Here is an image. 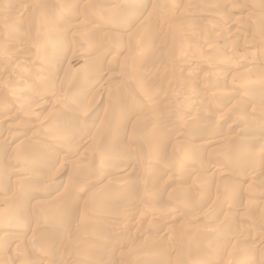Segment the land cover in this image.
<instances>
[{"label":"rangeland","instance_id":"obj_1","mask_svg":"<svg viewBox=\"0 0 264 264\" xmlns=\"http://www.w3.org/2000/svg\"><path fill=\"white\" fill-rule=\"evenodd\" d=\"M263 140L264 0H0V264H264Z\"/></svg>","mask_w":264,"mask_h":264},{"label":"bare ground","instance_id":"obj_2","mask_svg":"<svg viewBox=\"0 0 264 264\" xmlns=\"http://www.w3.org/2000/svg\"><path fill=\"white\" fill-rule=\"evenodd\" d=\"M117 13H118V12H117ZM121 14H122V13H121ZM123 14H124V13H123ZM124 16H125V15H124ZM42 17H44V16H42ZM51 21H52V20H51ZM62 21H63V20H62ZM105 21H106V20H105ZM42 22H43V21H42ZM70 22H71V21H70ZM132 22H133V21H132ZM107 23H108V22H107ZM44 24H45V23H44ZM37 27H38V26H37ZM93 27H95V26L93 25ZM43 28H44V27H43ZM222 30H223V29H222ZM46 31H48V30L46 29ZM22 32H23V31H22ZM39 32H40V31H39ZM44 33H45V32H44ZM46 37H47V34H46ZM141 37H142V36H141ZM141 37H140V38H141ZM47 38H48V39L50 38L49 34H48V37H47ZM56 38H57V36H56ZM51 39H52V38H51ZM44 40H45V39H44ZM88 41H89V40H88ZM41 42H42V41H41ZM49 43H50V41H49ZM55 43H56V39L51 40V45H50V47H52L51 50H53V49L55 48V47H54ZM52 45H53V46H52ZM56 45H57V44H56ZM87 45H88V44H87ZM41 46H42V45H41ZM40 51H42V50H40ZM53 52H54V51H53ZM50 58H51V57H50ZM110 60H111V58L109 59V61H110ZM49 61H50V60H49ZM55 62H56V61H55ZM55 64H56V63H55ZM262 65H263V64H262ZM196 92H197V91H196ZM13 93H14V92H13ZM15 95H16V94H15ZM162 98H163V97H162ZM223 99H224V98H223ZM223 99H222V100H223ZM4 104H5V103H4ZM199 104H200V103H199ZM241 106H242V104H241ZM11 107H12V106H11ZM17 107H18V106H17ZM1 108H2V107H1ZM15 112H16V111H15ZM10 120H11V119H10ZM2 124H3V123H2ZM236 125H237V124H236ZM64 126H65V125H64ZM83 126H84V125H83ZM73 128H74V127H73ZM83 128H84V127H83ZM88 128H89V127H88ZM61 129H62V128H61ZM58 130H60V128H58ZM72 130H74V129H72ZM80 130H81V129H80ZM60 131H61V130H60ZM62 131H63V129H62ZM66 131H67V129H66ZM66 131H65V134H66ZM68 131H69V130H68ZM72 132H73V131H72ZM74 132H75V131H74ZM58 133L61 134V136H63V134H64L63 132H61V133H60V132H57V136H59V137H60V135H58ZM62 133H63V134H62ZM65 134H64V135H65ZM67 135H68V133H67ZM59 137H58V138H59ZM65 137H66V136H65ZM68 137H69V136H68ZM79 137H80V136H79ZM79 137H78V138H79ZM55 139H56V138H55ZM68 139H69V138H68ZM79 139H80V138H79ZM57 140H58V139H57ZM60 140H61V139H60ZM69 140H70V139H69ZM61 141H62V140H61ZM61 141H60V142H61ZM263 141H264V140H263ZM58 142H59V141H58ZM70 142H71V141H70ZM262 145H263V144H262ZM35 147H36V146H35ZM45 151H47V150H45ZM39 152H41V151H39ZM72 153H73V152H72ZM27 155H28V154H27ZM41 156H43V155H41ZM68 156H69V155H68ZM48 157H49V156H48ZM51 157H52V156H51ZM103 157H104V156H103ZM18 158H20V157H18ZM52 158H55V157H52ZM47 159H48V158H47ZM103 160H104V159H103ZM107 161H108V160H107ZM113 161H114V160H113ZM52 162H53V161H52ZM104 163H105V162H104ZM44 165H45V164H44ZM113 165H114V164H113ZM108 166H109V165H108ZM208 167H209V166H208ZM43 168H44V167H43ZM206 168H207V167H206ZM209 168H210V167H209ZM207 169H208V168H207ZM205 170H206V169H205ZM186 174H187V173H186ZM9 177H10V176H9ZM26 178H27V177H26ZM8 180H9V179H8ZM8 211H9V210H8ZM8 211H7V212H8ZM0 214H3V213H0ZM6 216H7V215H6ZM8 216H9V215H8ZM8 216H7V217H8ZM15 216H16V215H15ZM55 216H56V215H55ZM9 217H10V216H9ZM127 217H128V216H127ZM3 218H5V215H4ZM55 219H56V218H55ZM11 220H14L13 216H12ZM11 220L8 221V219H7L8 223L11 222ZM15 220H16V218H15ZM2 221H3V220H2ZM81 221H82V220H81ZM81 221H80V222H81ZM5 222H6V221H4L3 224H4ZM16 222H17V221H16ZM12 223H13V222H12ZM46 223H47V222H46ZM9 224H11V223H9ZM130 226H131V225H130ZM120 227H121V226H120ZM127 227H128V226H127ZM14 229H15V228H14ZM257 229H258V228H257ZM84 230H85V229H84ZM118 230H119V229H118ZM212 230H213V229H212ZM45 233H46V232H45ZM41 234H42V233H41ZM41 234H40V235H41ZM37 237H38V236H37ZM41 237H42V236H41ZM43 237L46 238L47 236L43 235ZM208 240H209V239H208ZM44 241H46V240L44 239ZM221 244H222V243H221ZM48 245H49V244H48ZM48 245H47V246H48ZM222 245H223V244H222ZM30 246H31V244H30ZM45 246H46V245H45ZM57 246H58V245H57ZM212 246H213V245H212ZM51 247H52V246H51ZM213 247H214V246H213ZM50 250H51V248H50ZM4 252H5V251H4ZM35 252H36V251H35ZM209 254H210V253H209ZM36 256H37V255H36ZM210 257H211V256H210ZM22 264H24V263H22Z\"/></svg>","mask_w":264,"mask_h":264}]
</instances>
